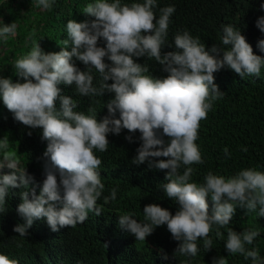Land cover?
I'll return each instance as SVG.
<instances>
[{
  "label": "clouds",
  "instance_id": "9594fccd",
  "mask_svg": "<svg viewBox=\"0 0 264 264\" xmlns=\"http://www.w3.org/2000/svg\"><path fill=\"white\" fill-rule=\"evenodd\" d=\"M54 4L55 0H36V7L44 10L52 9ZM261 7L264 9V5ZM156 8L157 0L131 5L121 4V0L89 3L84 13L94 20L67 23L69 39L62 42L64 48L71 42V51L45 53L34 43L28 54L14 62L16 74L25 82L13 83L10 78L0 76L3 105L15 121L31 129H42L41 139L47 141L43 153L47 161L45 179L39 195L35 187L29 188L35 183L34 178L26 169L19 168L13 154L6 152L0 160V170H10V174H0V213L7 211L6 198L11 189H27L20 193L22 203L17 208L25 223L13 229L19 236L26 237L36 220L46 218L50 230L58 232L61 228L83 224L89 213L101 215L98 200L105 185L98 171L102 161L94 150L107 151L108 135H119L125 129L141 134L142 144L132 162L136 165L148 162L149 168L168 170L169 182L164 184V191L167 198L180 206L172 215L157 204L147 205L143 210L145 223L137 222L132 214L120 215L119 227L137 241L145 242L155 228L166 225L173 239L182 242L175 253L195 257L199 252L197 241L203 239L204 250L209 251L213 226H216L215 235L222 237L219 229L230 224L237 207L247 212L259 208L258 216L264 217V172L249 168L229 178L209 172L203 184L189 183L194 171L191 165L204 162L196 144L200 122L207 118L213 103L225 94L215 84L214 73L228 68L242 79L259 78L264 58L255 55L245 36L231 25L222 28V45L226 47L214 44L206 50L199 37L194 38L185 30L173 38L176 50L162 53L165 45L171 47L167 37L170 18L176 9L174 6L160 8L157 18ZM0 25V38L7 40L16 35L15 22L5 25L0 20ZM256 27L264 33V17L258 18ZM101 38L106 47L97 46ZM257 47L264 52V40ZM74 57L87 71L72 63ZM134 57L154 59L167 77L160 79L148 74L149 66L137 63ZM105 58L111 65L105 63ZM91 69L99 73V86L94 85ZM62 83L74 85L76 94L82 97L114 93V99L106 105L108 115L98 121L92 108H89L92 115L76 111L78 102L61 96L58 85ZM57 99L61 101L59 111ZM164 137L168 138L167 143ZM125 139L132 142L131 135ZM9 143L5 137L0 140V148L6 149ZM223 151L225 156H230L227 148ZM182 165L185 170L180 174ZM116 193L117 189L113 188L110 196L104 197L105 203L115 200ZM209 197L213 204L211 215ZM258 236L257 230L238 234L228 228L226 250L229 254L251 258L252 264H264L258 250L246 247ZM162 258L168 259L167 255ZM0 264L19 262L0 254ZM213 264H227V261L220 257Z\"/></svg>",
  "mask_w": 264,
  "mask_h": 264
},
{
  "label": "trees",
  "instance_id": "16d2710c",
  "mask_svg": "<svg viewBox=\"0 0 264 264\" xmlns=\"http://www.w3.org/2000/svg\"><path fill=\"white\" fill-rule=\"evenodd\" d=\"M95 2L55 0L52 9L44 10L36 7V0H0V20L5 25L15 22L18 26L15 36L7 40L0 38V76L10 78L13 83L25 82L16 74L14 62L28 54L34 43H38L45 53L71 51V42L67 48L62 42L69 39L67 23L69 20L77 23L94 20L84 13V9L87 4ZM143 2L121 0V4L128 5ZM261 5H264V0H157L154 10L157 18L160 8L174 6L176 9L170 18L167 37L171 47L165 45L162 53L175 51L173 38L177 32L183 33L185 30L194 38L199 37L206 50H210L214 44L226 47L222 45V28L231 25L245 36L254 54L264 58V52L257 47L258 42L264 40V33L256 27L258 18L264 17ZM97 46L106 47L103 38ZM133 59L141 65H148V74L155 78L163 79L168 75L154 59ZM72 63L81 71H87L86 66L75 57ZM105 63L111 65L107 58ZM91 73L94 85L99 86V73L95 69H91ZM214 82L225 94L213 103L207 118L200 122L196 144L204 162L191 165L194 171L189 180V183L198 185L205 182L209 172L225 178L249 168L264 172V68L259 78L245 76L244 79L224 68L214 73ZM107 83L111 84L112 81ZM58 87L61 96L78 102L76 111L92 115L89 112V108H92L97 113L98 121L108 115L106 105L115 96L114 93L106 92L102 97H82L76 94L74 85L62 83ZM56 108L58 111L61 109L59 99ZM116 118H119V113ZM130 135L132 142L125 139ZM140 136L138 131L133 134L126 129L119 135L110 133L107 137L108 150H94L102 161L98 169L105 185L102 197L98 200L102 213L99 216L89 213L83 224L52 232L44 218L34 221L28 229V235L21 237L13 229L25 223L17 208L22 203L20 193L27 189H11L6 198L7 211L0 213V254L18 260L19 264H213V260L220 257H224L227 264H252L251 258L245 259L241 254L227 252V229L232 228L238 234L245 230H257L260 236L246 247L248 250L255 248L264 259V217L258 216L259 208L247 212L237 207L230 224L219 229L223 233L222 237L215 235L216 226H213L210 233L212 248L209 251L204 250L203 239L197 241L199 252L195 257L175 253L182 242L173 239L166 225L155 228L145 242L137 241L132 234L121 229L118 223L120 215L132 214L137 222H147L143 214L147 205L157 204L172 215L180 208L175 200L167 198L164 191V184L169 182L166 179L168 170L149 168L148 162L140 165L132 162L142 144ZM5 137L10 143L6 149L0 148V160L6 152L13 154L19 168L26 169L34 178L35 183L30 184L29 188L35 187L39 195L45 179L44 164L47 163L43 158L47 141L41 139L42 129H31L15 121L13 114L3 106L0 111V140ZM164 139L167 143L168 138ZM225 148L229 150L230 156H225ZM243 148L247 151H243ZM184 170L185 166L182 165L180 174ZM0 174H10V170H0ZM113 188L117 189L116 199L105 203L104 197L110 196ZM207 202L211 215L213 204L210 197ZM163 255H167L168 259H163Z\"/></svg>",
  "mask_w": 264,
  "mask_h": 264
},
{
  "label": "rangeland",
  "instance_id": "374dc122",
  "mask_svg": "<svg viewBox=\"0 0 264 264\" xmlns=\"http://www.w3.org/2000/svg\"><path fill=\"white\" fill-rule=\"evenodd\" d=\"M3 102H2V100H0V111H2V109H3Z\"/></svg>",
  "mask_w": 264,
  "mask_h": 264
}]
</instances>
